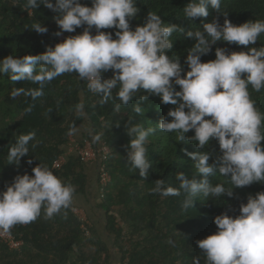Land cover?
<instances>
[{"label":"clouds","instance_id":"9594fccd","mask_svg":"<svg viewBox=\"0 0 264 264\" xmlns=\"http://www.w3.org/2000/svg\"><path fill=\"white\" fill-rule=\"evenodd\" d=\"M40 4L55 13L52 19L59 28L56 36L74 33L78 27H83V31L61 39L54 47L46 46L40 54L8 55L0 60V74H6L13 82L38 85L29 90H12L13 99L24 95L37 100L44 95L47 83L65 73H76L81 81H86L88 90L100 97L101 105L118 99L120 103L114 105L116 112L121 104L127 106L137 97L145 101L149 95L174 105L156 122V127L144 128L128 120L126 131L130 140L125 146V161L146 178L151 167L146 143L157 129L176 132L178 142L193 141L199 149H205L215 139L220 154L214 162L209 163L212 155L209 151L185 150L194 162L195 173L191 177L182 171L176 173L177 186L157 179L150 189L163 197L184 193L185 209L193 207L200 196L232 197L233 188L264 183L261 144L264 113L255 107L249 92V86L257 92L264 88V46H254L264 34V20L234 24L228 13L223 12V24L213 18L203 23L202 30L187 31L185 35L192 44L187 49L185 71L178 55H168L173 49V33H184V28L175 23L165 24L160 15L148 12L145 22L133 29L130 20L139 11L136 0H91V6L80 0H26L24 9H37ZM209 6L222 12L221 0H189L183 8V17L206 18ZM93 27L95 34L91 31ZM30 28L40 34L48 32L43 24H33ZM108 28L116 30L115 38L112 32L101 31ZM218 41L244 46L246 50L217 47L215 59L202 62L201 56L211 52ZM109 70L112 76L102 79V74ZM83 108L82 103L76 106L78 114H83ZM31 110V107L26 109ZM133 111L140 114L141 104H134ZM190 130H194V135L188 137L185 134ZM34 138L35 132H28L10 143L9 164H19L29 153L28 145ZM32 173L17 174L6 190L0 191V232L35 221L42 210L44 218L51 219L72 206L76 189L70 181L62 180L42 163ZM217 173L227 178L230 189L211 182L209 176ZM214 224L215 232L196 241L206 264H264V191L249 194L247 203L240 204L239 215L227 212L216 215ZM193 264H199L198 257H193Z\"/></svg>","mask_w":264,"mask_h":264},{"label":"trees","instance_id":"16d2710c","mask_svg":"<svg viewBox=\"0 0 264 264\" xmlns=\"http://www.w3.org/2000/svg\"><path fill=\"white\" fill-rule=\"evenodd\" d=\"M54 2V0H53ZM91 6V0H80ZM189 0H136L139 9L130 20L134 29L142 25L148 12L160 15L164 23L179 24L184 33H173V49L168 55H178L181 65L184 63L187 49L192 41L185 33L203 28V23L218 18L223 24L224 13L234 24L248 20H264V0H221V11L209 6L208 17L186 19L183 8ZM26 0H0V60L8 55H36L45 51L46 46H55L59 30L50 9L40 4L37 9H24ZM43 24L48 32L40 34L30 27ZM83 31L78 27L74 33L64 32L63 38ZM95 34V28L91 30ZM113 33L115 29H101ZM60 40V41H62ZM256 47L264 46V34L258 38ZM223 47L228 51L246 50L244 46L218 41L212 51L201 56L202 62L215 59V49ZM112 76L111 70L102 74V79ZM38 85L27 81L13 82L6 74H0V191L13 181L17 174L32 175V169L39 163L47 165L55 175L64 181H70L76 189V195L89 193L83 163L75 146H82L84 140L103 142L108 152L102 164L110 175L107 185L100 186L97 178V202L95 206L104 212V230L108 239L88 225L75 214L74 201L68 209L51 219L42 214L29 224H17L11 230L12 236L20 245L10 249L0 240V264H112L111 249H116L120 262L128 264H193V257H198L199 264H206L202 250L196 241L215 232L217 226L214 217L221 213L239 215L241 203H247L249 194L264 191V183L253 182L244 187L233 188V196L224 194L220 197L204 198L200 196L193 207H182L185 194L163 197L153 194L150 189L155 180L164 179L165 184L177 186L176 173L184 172L191 177L195 173L193 160L187 152L209 151L212 153L209 163L220 154L219 144L210 140L205 149L196 147V142H178V133L157 131L150 135L146 143L147 158L151 162L148 176L141 177L139 170H133L126 159V145L130 137L126 131L129 119L144 128L156 127V122L167 115L174 105L164 104L159 96L149 95L145 101L134 98L120 111L114 110L118 99H110L106 104L99 103L100 97L88 90L86 81H81L76 73H65L43 89L44 95L37 100L29 96L11 97L14 89L37 88ZM179 90V86H176ZM113 90V97L116 95ZM250 97L255 107L264 113V88L259 92L249 86ZM139 95V94H137ZM83 104V114H78L76 106ZM141 104V113L133 111V105ZM32 110L27 112L26 109ZM170 120L171 117H168ZM85 127L80 137L70 140L75 129ZM28 132H35L34 140L29 142V153L22 157L19 164H9L8 147L16 137ZM190 137L194 130L185 134ZM99 137L98 140L94 137ZM264 146V141H261ZM73 146L69 153L68 148ZM64 155V164L59 169L52 167L58 156ZM32 163L29 164L28 160ZM96 165V172L98 164ZM98 176V174H96ZM199 178V175L197 176ZM213 184L222 183L231 188L227 178L217 173L209 176ZM74 196V198H75ZM209 199V200H206ZM214 199V200H212ZM206 200V201H205Z\"/></svg>","mask_w":264,"mask_h":264},{"label":"crops","instance_id":"0c3cea01","mask_svg":"<svg viewBox=\"0 0 264 264\" xmlns=\"http://www.w3.org/2000/svg\"><path fill=\"white\" fill-rule=\"evenodd\" d=\"M85 127H78L75 129L72 140L76 139L75 136L80 137L82 132H85ZM70 147L68 148V151ZM85 173L88 177L87 186L89 193L86 192L84 195H76L74 198V210L83 221L88 225L93 226L98 233L104 238L108 239L104 230V212L95 206L97 200V172L96 165L94 162L85 163ZM111 260L112 264H121L120 257L116 249H111Z\"/></svg>","mask_w":264,"mask_h":264},{"label":"built area","instance_id":"2783aa9c","mask_svg":"<svg viewBox=\"0 0 264 264\" xmlns=\"http://www.w3.org/2000/svg\"><path fill=\"white\" fill-rule=\"evenodd\" d=\"M63 38V36H59V42ZM72 141V139H70ZM76 151L79 155L80 160L83 163H89V162H94L98 164L97 168V178H98V184L100 186H105L109 183L110 181V175L108 172L104 169V166L102 164V161L104 159L105 154L108 152V149L106 145L101 142V141H96L92 142L90 140H84L82 143V146H75ZM73 150V146H70V150L68 151L69 153ZM65 161V156L60 155L58 158L53 161L52 167L55 169H59L62 164H64ZM75 212V210L73 209ZM76 214V212H75ZM77 215V214H76ZM0 240H2L4 243L7 244V246L10 249H16L20 245V241H16L14 237L12 236V233L10 231L8 232H0ZM121 264H128V262L125 260Z\"/></svg>","mask_w":264,"mask_h":264},{"label":"rangeland","instance_id":"374dc122","mask_svg":"<svg viewBox=\"0 0 264 264\" xmlns=\"http://www.w3.org/2000/svg\"><path fill=\"white\" fill-rule=\"evenodd\" d=\"M71 139H72V137H71Z\"/></svg>","mask_w":264,"mask_h":264}]
</instances>
